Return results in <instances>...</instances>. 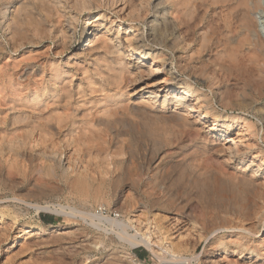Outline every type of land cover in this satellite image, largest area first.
I'll use <instances>...</instances> for the list:
<instances>
[{
  "label": "rangeland",
  "instance_id": "374dc122",
  "mask_svg": "<svg viewBox=\"0 0 264 264\" xmlns=\"http://www.w3.org/2000/svg\"><path fill=\"white\" fill-rule=\"evenodd\" d=\"M126 1L90 0L92 4L90 3L88 9H85L87 7H77L80 5L77 0H0V147L3 150L1 152L0 148V197L3 198L0 199L2 200L0 201V217L2 216L0 226H5L4 228L8 230L3 232L7 233L5 238L4 234L0 236L2 240L4 238V241L0 239V264H211V262L212 264H264V256L260 255L261 250L264 249V203H262L264 194L260 193L264 192V184H262L264 181V111H260L264 109V9L257 7L252 11L254 24H256L255 31L257 30L256 33L259 34L261 41L263 40L261 48L254 50L247 41L241 42L244 38L241 39L243 34L238 33L240 28L237 24L239 23L230 13L227 14L228 11L225 10V3L222 0H204V2L188 0L190 3L187 0H160L161 3L159 0ZM210 1L214 5L208 3ZM50 2H53L52 7L51 4L49 5ZM261 2L264 7V0ZM156 3H160L159 6H161L160 8L157 6V10L154 11ZM194 3L196 5L193 7ZM54 6L57 9L54 10ZM161 16H165V21L170 23L167 30H164L165 33L162 30L163 32L159 35V26L162 27L163 23L160 20ZM170 19L176 21H170ZM199 20L202 21L199 23ZM152 23L159 26L154 28ZM190 25L196 27L190 29ZM222 25L226 28L223 29ZM186 28L189 30L187 31ZM93 30L96 31L91 34ZM236 34L239 37L235 36ZM226 35L228 38L225 37ZM138 37L145 40L136 44L135 40ZM202 37L206 38L207 44ZM223 37L229 42H226ZM163 38L164 40H161ZM216 39L219 41L217 42ZM103 42L106 48L103 47ZM237 42L242 44L238 45ZM110 44H119V48L131 44L132 48L139 47V52L149 56L146 55L143 60L134 58L128 61L127 58L125 62L131 63L130 70L121 69L119 72L117 70L119 67L117 68L112 62L117 57L111 54L112 45ZM181 45L184 51L181 50ZM237 46L241 48L238 49ZM234 52L240 54L237 55ZM190 55L194 59H191ZM227 56L229 58L231 56V59ZM240 61L241 64L244 63L241 66L238 64ZM223 63L224 66L228 64L229 67H222ZM231 67L233 69H230ZM170 69L172 74L169 73ZM130 72L135 73L131 78ZM117 79L119 81L122 79L121 83L117 81L119 83L117 84ZM253 80L257 82L256 85H253L255 83ZM259 82H262L261 88ZM145 84L150 86L147 91L152 93L160 85L176 87L175 89L184 86L189 88L192 96L187 100L207 116L206 121H201L200 131L186 132L187 127L184 128L182 121L170 115L171 109L174 108L170 92L163 109L164 113H159L162 110L160 103L163 101L160 95L163 93H159L155 100L146 99L149 102L142 103L144 106L139 104L141 94L137 93V90ZM121 87L122 89H119ZM117 96L120 97L117 98ZM243 99H247L246 103L250 99L251 105L247 106L248 102L245 107H238V101ZM234 102L236 103L233 104ZM133 105H137L136 112L132 110V107L135 109ZM120 108L123 109L120 110ZM142 108L145 115H142V110L139 112ZM104 109L106 111H102ZM113 110L116 115L113 114ZM137 111L140 117L136 116ZM101 112H105V118L102 117ZM106 112L109 115L112 113L113 116H107ZM132 112H135V115ZM144 116L150 117H146L148 119L146 120ZM213 118L218 123L224 121L227 123L220 125L219 131L207 132L213 123ZM15 119H24V122L18 123ZM175 119L177 121H174ZM38 121L45 125L48 133L52 134L50 137H53L57 144H42L41 141L39 143L40 135L35 128ZM63 121L69 122V125ZM177 122L181 125L180 123L177 125ZM56 123H60L57 125L62 128H56L58 127ZM181 130L182 133H180ZM71 132L73 137H70ZM113 132L118 134L115 136L116 133ZM78 135L85 138H80ZM74 137L81 142L73 143V140H77ZM86 139L89 144L85 145ZM115 142L118 144L116 145ZM10 143L13 144V149H17L12 153L5 148L9 147ZM221 144L224 145L221 147ZM193 150L198 154L194 152L189 155ZM199 152L206 155L202 153L199 155ZM58 155L63 156L61 158L63 163L57 164ZM51 157L53 160L46 162ZM239 159H242V162L236 168ZM251 161L254 164L250 166L252 168L250 170H258L257 179L261 182L256 187L260 185L259 189L244 188L247 190L242 189L244 193L241 194L242 191H239L241 187L232 188L230 184L229 187L232 188L230 189L222 182V179L230 177V174H233L231 177H235L236 173L240 174L241 168L248 166ZM42 163L44 165L41 166ZM46 164L52 169L47 170L49 166L47 167ZM205 164L208 166H203ZM193 165L195 167L192 169ZM209 165L210 168H208ZM65 166L75 171L69 170L71 174ZM217 166L221 170H218ZM187 167L190 168L187 169ZM179 168L184 173H180ZM222 169H227L225 171L228 174ZM191 170L199 171L200 178L195 174L196 172H190ZM214 170L218 172L215 174ZM201 172L204 175H201ZM219 172H223V177L226 174L228 176L223 178ZM250 172L248 169L244 176L250 177L252 175ZM193 176L198 177L199 180L196 182V177ZM238 176L240 177L237 175L235 178ZM185 178L189 180L186 181ZM200 179H202L201 182ZM72 181H74V188L73 185L69 186ZM202 182H206L205 185ZM218 182L219 185H217ZM80 184L86 187L82 193L80 188L83 189V186H78ZM206 184H210V189ZM199 185L200 188L207 186L208 189L206 187L200 189ZM250 189L253 190L250 191ZM248 190L254 195L246 192ZM258 190L261 191L256 193ZM73 191L77 194L80 191V195L74 196ZM14 196L19 198L15 199ZM253 196L254 199L260 197V200L257 199L259 201L254 202ZM81 197L87 199L84 200ZM14 204L16 206L12 207ZM232 204L237 205L238 210L235 207H230L229 210L228 207ZM7 205H9V211L2 213ZM34 205L41 209L35 210L37 206ZM251 205L253 207L250 209ZM243 206H246L247 212L249 210L248 213ZM44 208H63L67 214L73 213V215L67 217ZM80 211H84L83 213L87 211L86 213L90 214L99 212L110 219H124L126 223L131 221V226L126 229L128 235L148 234L154 242L158 241V245L166 246L170 243L172 246L175 245L176 250L183 252L180 254H184V257L189 258L194 255L199 256V259L196 262L191 260L189 263L161 261L158 257L160 252L157 249H155L157 252L153 253L143 246L131 248L115 235L116 233L107 226V223L99 227L93 226L87 218L79 214ZM240 211L245 213L242 215ZM216 218L218 220H215ZM240 226L242 227L239 228ZM243 227L250 228V232H247L248 229H245L246 232L243 231ZM20 228H30V233L21 234L22 236L17 238L21 233ZM210 235L216 238L209 239ZM221 242L223 246L220 245ZM222 247L227 248L226 254H223Z\"/></svg>",
  "mask_w": 264,
  "mask_h": 264
},
{
  "label": "bare ground",
  "instance_id": "6f19581e",
  "mask_svg": "<svg viewBox=\"0 0 264 264\" xmlns=\"http://www.w3.org/2000/svg\"><path fill=\"white\" fill-rule=\"evenodd\" d=\"M40 1H42V0H40ZM75 1H76V0H75ZM77 1H78V3L80 4V5H77V7H78V6H80V7H82V8L87 7V8H85V9H88V6H89L90 3H91L90 0H77ZM127 1H128V0H127ZM127 1H126V2H127ZM150 1H152V0H150ZM154 1H155V0H154ZM159 1H160V0H159ZM159 1H158V2H159ZM161 1H162V0H161ZM161 1H160V3H161ZM167 1H168V0H167ZM183 1H184V0H183ZM187 1H188V0H187ZM193 1L195 2V0H193ZM208 1H209V0H208ZM216 1H217V0H216ZM218 1H219V0H218ZM220 1H221V0H220ZM222 1H224L223 3H225V4H224V7H225V10L228 11L227 14L230 13V14L236 19V21L239 23V24H237V23L235 22V23L237 24V26H239V28H240V30L237 29V30H238V33H241V35L243 34V37L241 36V37H242L241 39L244 38V40H242L241 42H245V41H247L248 45L253 47L252 49H254V50H255V49H258V50H259V49L261 48V46H262V41H263V40L261 41V38L259 37V34L256 33L257 30L255 31V25H256V24H254V19H253L254 16L252 15V11H254L253 9H256L257 7H260V8L262 7L261 10H263V9H264V7L262 6V2H263V1H262V2H261V0H222ZM163 2H164V1H163ZM197 2H199V0H198ZM197 2H196V3H197ZM200 2H202V1H200ZM203 2H204V0H203ZM47 3H48V2H47ZM52 3H53V2H52ZM52 3H51V2L49 3V5L51 4V5H50L51 7H52ZM56 3H57V2H56ZM56 3H55V5H56ZM148 3H149V2H148ZM160 3H158V4L156 3V5L154 6V7H155V8H154V11L157 10V8H158L157 6H159ZM164 3H165V2H164ZM185 3H186V2H185ZM185 3H184V4H185ZM188 3H190V2L188 1ZM205 3H206V2H205ZM205 3H204V4H205ZM208 3H212V5H214L213 2H211V1L208 2ZM208 3H206V4H208ZM214 3H215V1H214ZM218 3H219V2H218ZM223 3H222V4H223ZM91 4H92V3H91ZM129 4H130V3H129ZM144 4H145V3H144ZM186 4H187V3H186ZM216 4H217V3H216ZM216 4H215V5H216ZM47 5H48V4H47ZM53 5H54V4H53ZM58 5H59V4H58ZM163 5H164V4H163ZM178 5H179V4H178ZM180 5H181V4H180ZM180 5H179V6H180ZM187 5H188V4H187ZM187 5H185V7H186ZM190 5H191V4H190ZM192 5H193V7H194V5H196V4L194 3V4H192ZM192 5H191V6H192ZM198 5H199V4H198ZM208 5H209V4H208ZM212 5H211V6H212ZM220 5H221V4H220ZM220 5H219V6H220ZM149 6H150V5H149ZM160 6H161V5H160ZM160 6H159V8H160ZM182 6H183V3H182ZM182 6H181V7H182ZM57 7H58V6H57ZM80 7H79V9H81ZM151 7H152V6H151ZM151 7H150V8H151ZM162 7H163V6H162ZM162 7H161V8H162ZM188 7H189V5H188ZM193 7H192V8H193ZM212 7H214V6H212ZM216 7H217V6H216ZM221 7H222V6H221ZM221 7H220V9H221ZM55 8H56V7L54 6V10H55ZM145 8H146V6H145ZM190 8H191V7H190ZM195 8H197V7H195ZM199 8H200V7H199ZM56 9H57V8H56ZM59 9H60V8H59ZM59 9H58V10H59ZM89 9H90V8H89ZM146 9H147V8H146ZM177 9H178V8H177ZM179 9H180V8H179ZM179 9H178V10H179ZM181 9H182V8H181ZM183 9H184V8H183ZM193 9H194V8H193ZM197 9H198V8H197ZM217 9H218V8H217ZM222 9H223V8H222ZM52 10H53V8H52ZM178 10H177V11H178ZM185 10H187V9L185 8ZM6 11H7V10H6ZM154 11H152V12H154ZM160 11H161V10H160ZM164 11H165V10H164ZM183 11H184V10H183ZM191 11H192V9H191ZM217 11H218V10H217ZM263 11H264V10H263ZM1 12H2V11H1ZM56 12L59 13L60 11H56ZM165 12H166V11H165ZM168 12H169V11H168ZM178 12H179V11H178ZM186 12H187V11H186ZM189 12H190V11H189ZM258 12H259V11H258ZM169 13H170V12H169ZM183 13H184V12H183ZM214 13H215V12H214ZM223 13H224V12H223ZM161 14H162V13H161ZM178 14H180V13H178ZM184 14H185V13H184ZM189 14H190V13H189ZM215 14H216V13H215ZM2 15H3V14H2ZM2 15H1V16H2ZM159 15H160V14H159ZM176 15H177V14H176ZM181 15H182V14H181ZM224 15H226V13H225ZM184 16H185V15H183V17H184ZM186 16H187V15H186ZM197 16H198V15H197ZM232 16H231V17H232ZM252 16H253V17H252ZM98 17H99V16H98ZM164 17H165V16H164ZM164 17H163V16L160 17V20H162V22H163V23H162V27H160L159 24L152 23V27H154V28H155V27L157 28V27L159 26V29H160V30H159L160 33L158 32L159 35H160L165 29L167 30V27H169V26H168V25H169L168 23H170V22H166V21H165V18H166V17H165V18H164ZM167 17H169V16L167 15ZM180 17H181V16H180ZM183 17H182V18H183ZM188 17H189V15H188ZM200 17H201V16H200ZM229 17H230V16H229ZM233 17H232V18H233ZM184 18H185V17H184ZM190 18H191V17H190ZM197 18H198V17H197ZM234 18H233V19H234ZM6 19H7V17H6ZM97 19H98V18H97ZM201 19H202V18H201ZM219 19H220V18H219ZM228 19H229V18H228ZM233 19H231V20L233 21ZM160 20H159V22H160ZM171 20H175V19H170V21H171ZM181 20H182V19H181ZM175 21H176V20H175ZM184 21H185V19H184ZM197 21H198V20H197ZM201 21H202V20H199V23H200ZM151 22H152V21H151ZM173 23H174V21H173ZM181 23H182V22H181ZM187 23H188V22H187ZM199 23H198V24H199ZM228 23H229V22H228ZM55 24H56V23H55ZM182 24H184V23H182ZM185 24H186V23H185ZM160 25H161V24H160ZM173 25H174V24H173ZM187 25L189 26V24H187ZM195 25H196V24H195ZM195 25H194V26H195ZM225 25H226V24H224V26H225ZM227 25H228V24H227ZM174 26H175V25H174ZM183 26H184V25H183ZM224 26L222 25V28H223ZM229 26H230V24H229ZM175 27H176V26H175ZM178 27H179V26H178ZM191 27L194 29L196 26L193 27V26L190 25V29H191ZM163 28H164V29H163ZM225 28H226V27H225ZM225 28H223V29H225ZM227 28H228V27H227ZM176 29H177V28H176ZM176 29H175V30H176ZM183 29H184V28H183ZM186 29H187V28H186ZM196 29H197V28H196ZM220 29H221V28H220ZM230 29H231V28H230ZM157 30H158V29H157ZM162 30H163V31H162ZM170 30H171V29H170ZM188 30H189V29H187V31H188ZM202 30H205V29H202ZM202 30H201V31H202ZM235 30H236V29H235ZM235 30H233V31H235ZM95 31H96V30H93V32H91V34H92V33H95ZM180 31H181V30H180ZM184 31H186V30H184ZM190 31H191V30H190ZM194 31H195V30H194ZM225 31H226V30H225ZM233 31H232V32H233ZM173 32H174V31H173ZM182 32H183V30H182ZM196 32H197V31H196ZM223 32H224V31H223ZM229 32L231 33V31H229ZM235 32H236V31H235ZM164 33H165V31H164ZM164 33H163V34H164ZM176 33H177V32H176ZM176 33H175V35H176ZM201 33H203V31L200 32V34H201ZM238 33H237V34H238ZM171 34H172V33H171ZM177 34H178V33H177ZM182 34H183V33H182ZM208 34H209V33H208ZM223 34H224V33H223ZM223 34H222V35H223ZM227 34H228V33H227ZM233 34H234V32H233ZM237 34H236L235 36H238ZM115 35H116V34H115ZM157 35H158V34H157ZM173 35H174V34H173ZM186 35L188 36V34H186ZM186 35H185V36H186ZM201 35H202V34H201ZM228 35H229V34H228ZM228 35H226L225 37H227ZM118 36H119V35H118ZM140 36H141V34H140ZM176 36H177V35H176ZM235 36H233V37H235ZM143 37H144V36H143ZM152 37H153V36H152ZM152 37H151V38H152ZM157 37H159V36H157ZM167 37H168V36H167ZM173 37L175 38V36H173ZM225 37H223L224 40L226 39ZM238 37H239V36H238ZM115 38H117V37H115ZM159 38H161V37H159ZM177 38H178V36H177ZM180 38L182 39V36H181ZM202 38H203V37H202ZM216 38H217V37H216ZM227 38H228V37H227ZM252 38H253V39H252ZM143 39H144V38H140V37H138V38L135 40V41H136V44H140V43H142ZM156 39H157V38H156ZM167 39H168V38H167ZM170 39H171V38H170ZM185 39H186V38H185ZM203 39H204V38H203ZM203 39H201V41H202ZM205 39H206V38H205ZM205 39H204V40H205ZM229 39H230V37H229ZM229 39H228V40H229ZM234 39H235V38H234ZM234 39H233V40H234ZM238 39H239V38H238ZM125 40H126V39H125ZM144 40H145V39H144ZM151 40H152V39H151ZM153 40H154V38H153ZM161 40H164V38L161 39ZM161 40L159 39V41H161ZM172 40H173V39H172ZM187 40H188V38H187ZM187 40H186V41H187ZM216 40H217V42L219 41L218 39H216ZM239 40H240V39H239ZM154 41H155V40H154ZM165 41H166V40H165ZM183 41H184V40H183ZM183 41H182V42H183ZM186 41H184V42H186ZM190 41H191V40H190ZM190 41H189V42H190ZM207 41H210V40H207ZM225 41H226V40H225ZM230 41H231V40H230ZM162 42H163V41H162ZM220 42H221V41H220ZM226 42H229V41H226ZM241 42H240V43L237 42V43H239L238 45L242 44ZM118 43H119V42H118ZM134 43H135V42H134ZM166 43H167V42H166ZM204 43H206V40H205ZM104 44H105V43L103 42V47H105ZM187 44H188V43H187ZM189 44H190V43H189ZM206 44H207V43H206ZM208 44H209V43H208ZM215 44H216V43H215ZM218 44H219V43H218ZM220 44H221V43H220ZM223 44H224V46H225V42H223ZM229 44H230V43H229ZM101 45H102V44H101ZM110 45H112V44H110ZM126 45H127V44H126ZM134 45H135V44H134ZM134 45H133V46H134ZM182 45H183V44H182ZM182 45H181V50H182ZM197 45H198V44H197ZM216 45H217V44H216ZM216 45H215V46H216ZM230 45H231V44H230ZM230 45H229V46H230ZM236 45H237V44H236ZM243 45H244V43H243ZM263 45H264V43H263ZM106 46H107V45H106ZM119 46H120L119 44H117V45L114 44V45L111 46V49H112V50L109 48L110 46L107 48L108 50L110 49L111 54H113V56L116 55L117 59L115 60V59H114L115 57L113 58L115 61H113V60L110 58V57H112V56H110L109 58H110V59L112 60V62L114 63L113 65H115L117 68H118V67H119V68L121 67L120 69H119V68L117 69V70H119V72L121 71V69H125L126 71H127V70H130V68H131V67H130V64H131V63H130V62H128V63L125 62L127 58H128V61H131V60H133L134 58H135V59H138V60H143V59L146 57V55L149 56V54H144V55H143L142 52H139V51H138V50H139V47H138V48H132L131 44H128L126 47H123V48H119ZM122 46H123V45H122ZM171 46H172V45H171ZM200 46H201V45H200ZM200 46H199V47H200ZM222 46H223V45H222ZM224 46H223V47H224ZM227 46H228V45H227ZM227 46H226V47H227ZM231 46H233V45H231ZM245 46H247V45H245ZM172 47H173V46H172ZM186 47H187V46H186ZM201 47H202V46H201ZM201 47H200V48H201ZM204 47H205V45H204ZM105 48H106V47H105ZM168 48H169V47H168ZM177 48H178V47H177ZM219 48H220V46H219ZM237 48L240 49L241 47L239 48V46H237ZM173 49H174V48H173ZM205 49L207 50L206 47H205ZM226 49H227V48H226ZM228 49H229V48H228ZM200 50H201V49H200ZM224 50H225V49H224ZM140 51H141V50H140ZM143 51H144V50H143ZM182 51H184V50H182ZM260 51H261V50H260ZM146 52H147V51H146ZM185 52H186V51H185ZM185 52H184V53H185ZM187 52H189V51H187ZM258 52H259V51H258ZM109 53H110V52H109ZM161 53H162V51H161ZM223 53H224V52H223ZM225 53H226V52H225ZM231 53H232V52H231ZM234 53H235V52H234ZM254 53H255V52H254ZM152 54H153V53H152ZM163 54H164V53H163ZM235 54L239 55L240 53H235ZM191 55H192V53H191ZM191 55H190V56H191ZM220 55H221V54H220ZM237 55H236V56H237ZM160 56H161V55H160ZM165 56H166V55H165ZM190 56H189V57H190ZM251 56H252V55H251ZM227 57H228V56H227ZM234 57H235V56H234ZM258 57H259V56H258ZM157 58H159V57H157ZM192 58H193V56H191V59H192ZM223 58H224V56H223ZM228 58H229V57H228ZM250 58H251V57H250ZM155 59H156V58H155ZM161 59H162V58H160V60H161ZM188 59H190V58H188ZM193 59H194V58H193ZM229 59H231V56H230ZM156 60H158V59H156ZM163 60H164V59H163ZM195 60H197L196 57H195ZM225 60H226V59H224V61H225ZM234 60H235V59H234ZM238 60H239V59H238ZM136 61H137V60H136ZM144 61H145V60H144ZM151 61H155V60H151ZM186 61L191 62L190 60H186ZM186 61H185V63H186ZM192 61H193V60H192ZM199 61H200V60H199ZM212 61H213V60H212ZM218 61H219V60H218ZM218 61H217V62H218ZM109 62H110V61H109ZM112 62H111V63H112ZM231 62H232V61H231ZM231 62H230V63H231ZM111 63H110V64H111ZM136 63H137V62H136ZM136 63H135V64H136ZM153 63H154V62H153ZM132 64H133V63H132ZM154 64H156V63H154ZM202 64H203V62H202ZM220 64H221V63H220ZM238 64H240V66H241V65H243L244 63L241 64V61H240V63H238ZM253 64H254V63H253ZM159 65H160V64H159ZM184 65H185V64H184ZM187 65H188V64H187ZM193 65H194V64H193ZM122 66H123V68H122ZM196 66H197V65H196ZM223 66H224V63H223V65H222V67H223ZM225 66H226V65H225ZM225 66H224V67H225ZM230 66H234V67H235V65H230ZM236 66H237V65H236ZM240 66H239V67H240ZM244 66H245V65H244ZM244 66H243V67H244ZM262 66H263V65H262ZM226 67H229V65L227 64ZM243 67H241V68H243ZM246 67H247V66H246ZM253 67L255 68V65H254ZM171 68H173V67H171ZM219 68H220V67H219ZM219 68H218V69H219ZM249 68H250V67H249ZM249 68H248V69H249ZM149 69H150V68H149ZM155 69H156V68H155ZM160 69H162V68H160ZM221 69H222V68H221ZM230 69H233V67H231ZM239 69H240V68H239ZM246 69H247V68H246ZM246 69H244V70H246ZM150 70H151V69H150ZM156 70H157V69H156ZM156 70H153V71L155 72ZM225 70H226V69H225ZM236 70H237V69H236ZM240 70H242V69H240ZM244 70H243V72H244ZM250 70H252V69H250ZM255 70H256V68H255ZM258 70H259V69H258ZM131 71H132V70H131ZM139 71H140V70H139ZM139 71H138V72H139ZM151 71H152V70H151ZM157 71H158V70H157ZM157 71H156V72H157ZM171 71H172V69L169 70V73H170V74H172ZM256 71H257V70H256ZM260 71H261V70H260ZM114 72L116 73V71H114ZM117 72H118V71H117ZM119 72H118V74H119ZM123 72H124V70H123ZM133 72H134V71H133ZM140 72H141V71H140ZM156 72H155V73H156ZM173 72H174V71H173ZM250 72H251V71H250ZM250 72H249V73H250ZM253 72H254V71H253ZM151 73H152V72H151ZM118 74H115V75H118ZM127 74H128V73H127ZM127 74H126V76H128ZM133 74H135V73H131V72H130V75H129L130 78L133 77V76H132ZM174 74H175V73H174ZM115 75H114V77H116ZM120 75H122L121 77L123 78V74L121 73ZM139 75H140V74H139ZM253 75H254V73H253ZM253 75H252V76H253ZM257 75H258V74H257ZM259 75H260V74H259ZM137 76H138V75H137ZM171 76H173V75H171ZM124 77H125V76H124ZM139 77H140V76H139ZM250 77H251V76H250ZM117 78H118V76H117ZM119 78H120V77H119ZM127 78H128V77H126V79H127ZM124 79H125V78H124ZM135 79H136V76H135ZM169 79H170V78H169ZM130 80H131V79H130ZM132 80H133V79H132ZM254 80H256V79H254ZM254 80H253V81H254ZM114 81H115V78H114ZM117 81H119V80L117 79L116 82H117ZM121 81H122V79H121L119 82L121 83ZM127 81H129V79H128ZM137 81H138V80H137ZM163 81H164V80H163ZM246 81H247V79H246ZM256 81H257V80H256ZM116 82H115V83H116ZM130 82H132V81H130ZM133 82H134V81H133ZM157 82H158V81H157ZM157 82H156V83H157ZM160 82H162V81H160ZM254 82H255V81H254ZM257 82H258V81H257ZM257 82L253 83V85H254V84L256 85ZM210 83H211V82H210ZM261 83H262V82H261ZM261 83H260V82L258 83V84H260V85H259L260 88H261V86H262ZM117 84H119V83L117 82ZM117 84H116V85H117ZM125 84H126V83H125ZM151 84H153V83H151ZM157 84H158V83H157ZM176 84H177V83H176ZM249 84H250V83H249ZM249 84H247V85H249ZM251 84H252V83H251ZM251 84H250V85H251ZM258 84H257V85H258ZM122 85H123V84H122ZM119 86H120V85H119ZM119 86H116V87H119ZM172 86H173V85H172ZM149 87H150V86H148V85L145 84V86H143V87H141L140 89L137 90V93H140V94H141V96H140V103H139V104H142V103H145V102H149V101H147L146 99H149V100H151V101H152V100H155L156 97H158V94H159V93H163V95H162V94L160 95L161 97H163V101L160 100V101L162 102V103H160L161 106H162V110H161L159 113H164V110H163V109H165L164 106L166 105V102H167L166 99H167V97L169 96V92H170V93L172 94V95H171V101H172L173 106H174V108L171 109V111H170V113H171L170 115H171L173 118H174V117H176V119L178 118V119H177L178 121H182L181 123H183V125L185 126V127H184V126H183V127H184V128L187 127V128H186L187 130L185 129L186 132L189 131V132H195V133H197V131H200L199 127H200L201 121L205 120L207 116H206L203 112L201 113V112L199 111V109H197L193 104H191V103L187 100V98H189V97L192 96V95H191V91H190L189 88H187V87L184 86V87H180L179 89H175L176 87L173 88V87L170 86V87H171V88H170V87H168L167 85L164 86V87H161V85H160V87L157 88L156 91L152 93V92L147 91V89H148ZM253 87H255V86H253ZM256 87H257V86H256ZM125 88H126V87H125ZM153 88H154V87H153ZM245 88H246V87H245ZM257 88H258V87H257ZM119 89H122V87L119 88ZM254 90H255V89H254ZM257 90H258V89H257ZM121 91H122V90H121ZM243 91H244V90H243ZM255 91H256V90H255ZM216 93H217V92H216ZM257 93H258V92H257ZM257 93H256V94H257ZM122 94H123V92H122ZM150 94H151L152 97L150 96ZM253 94H254V93H253ZM253 94H252V95H253ZM38 96H39V95H38ZM38 96H37V97H38ZM41 96H42V94H41ZM228 96H230V95H228ZM236 96H237V95H236ZM113 97H114V96H113ZM119 97H120V96H117V98H119ZM196 97H197V96H196ZM218 97H219V96H218ZM230 97H231V96H230ZM238 97H239V95H238ZM240 97H241V96H240ZM250 97H251V95H250ZM252 97H253V96H252ZM257 97H259V96H257ZM110 98H111V97H110ZM37 99H38V98H37ZM112 99H113V98H112ZM115 99H116V98H115ZM189 99H190V98H189ZM196 99H197V98H196ZM237 99H238V98H237ZM241 99H242V98H241ZM39 100H40V99H39ZM109 100H110V99H109ZM197 100H198V99H197ZM230 100H231V99H230ZM248 100H249V101H248L249 103L247 102L248 104L246 103L247 99H246V100L243 99V100H241V101H238V100H237V101H238L237 106L240 107V108H242V107H245L246 104H247V106H248V105H251V101H250V99H248ZM151 101H150V102H151ZM186 101H187V102H186ZM203 101H204V100H203ZM168 102H169V101H168ZM219 103H220V102H219ZM231 103H232V102H231ZM235 103H236V102H234L233 104H235ZM145 104H146V103H145ZM147 104H148V103H147ZM227 104H228V106H229V103H227ZM227 104H226V105H227ZM142 105H143V104H142ZM157 105H158V104H157ZM114 106H115V105H114ZM129 106H130V105H129ZM133 106H134V105H133ZM138 106H139V105H138ZM143 106H144V105H143ZM252 106H253V105H252ZM127 107H128V106H127ZM134 107H135V109H133V107H132V110H135V112H136L137 105L134 106ZM145 107H147V106L145 105ZM149 107H150V106H149ZM235 107H236V106H235ZM115 108H116V107H115ZM166 108H167V107H166ZM118 109H119V108H118ZM122 109H123V108H122ZM122 109L120 108V110H122ZM137 109H138V108H137ZM149 109H151V107H150ZM149 109H148V110H149ZM160 109H161V108H160ZM160 109H159V110H160ZM245 109H246V108H245ZM114 110H115V109H114ZM114 110H113L112 112H113L114 115H116L115 112H114ZM125 110H126V108H125ZM127 110H128V109H127ZM139 110H140V111H139ZM139 110H138L139 112H141V110H142V112H143V108H142V109H139ZM180 110H183V111L180 112ZM200 110H201V109H200ZM102 111H106V110L104 109V110H102ZM107 111H108V110H107ZM115 111H116V110H115ZM129 111H130V110H129ZM138 111H137L138 115H136V116L140 117ZM146 111H147V110H146ZM150 111H151V110H150ZM153 111H154V110H153ZM260 111L263 112L264 109H263V110H260ZM116 112H117V111H116ZM135 112H132V113L134 114ZM99 113H100V112H99ZM104 113H105V112H103V113L101 112V114H103V116H102L103 118H105V117H104V115H105ZM106 113H107V112H106ZM109 113H110V112H109ZM145 113H147V112H145ZM166 113H167V112H166ZM101 114H100V115H101ZM110 114L112 115V113H110ZM143 114H144V112L142 113V115H143ZM155 114H156V112H155ZM172 114H173V115H172ZM207 114H208V113H207ZM108 115H109V114L107 113V116H108ZM111 115H109V116H111ZM134 115H135V114H134ZM144 115H145V114H144ZM148 115H151V114H148ZM170 115H169V116H170ZM112 116H113V115H112ZM152 116H153V115H152ZM157 116L160 118L159 115H157ZM157 116H156V117H157ZM98 117H99V116H98ZM98 117H97V118H98ZM144 117L146 118V117H148V116H144ZM144 117H143V118H144ZM149 117H150V116H149ZM149 117H148V118H149ZM158 117H157V118H158ZM172 117H171V118H172ZM194 117H197V118L195 119ZM69 118H70V117H69ZM99 118H100V117H99ZM103 118H102V121H104ZM110 118H113V117H110ZM141 118H142V116H141ZM229 118H230V117H229ZM106 119L108 120L109 117L106 118ZM118 119H119V118H118ZM118 119H116V121H117ZM176 119H175L174 121H177ZM233 119H234V118H233ZM23 120H24V119H15V121H17L18 123H20V121H23ZM66 120H67V117H66ZM107 120H106V121H107ZM111 120H113V119H111ZM120 120H121V119H120ZM141 120H142V119H141ZM146 120H148V119L146 118ZM146 120H143V121H146ZM206 120H207V119H206ZM206 120H205V121H206ZM218 120H219V118H218ZM218 120H217V121H218ZM227 120H228V119H227ZM227 120H226V121H227ZM231 120H232V119H231ZM58 121L60 122V119H59ZM61 121H62V120H61ZM70 121H72V120H70ZM73 121H74V120H73ZM94 121H95V119L92 121V123H93ZM99 121H100V119H99ZM102 121H100V122H102ZM116 121H115V122H116ZM205 121H204V122H205ZM17 122H16V123H17ZM23 122H24V121H23ZM63 122L65 123V121H63ZM96 122H98V121H96ZM111 122H112V121H111ZM113 122H114V120H113ZM113 122H112V123H113ZM212 122H213V123L209 126V131L207 130V132L214 131V130H218V128L220 129L221 126H223L225 123H227V122H225V121H224V122L222 121L223 123H220V122H219V123H220V124H219L218 122H216V119H214V118H213V121H212ZM234 122H235V121H234ZM234 122H233V123H234ZM13 123H14V122H13ZM16 123H15V124H16ZM18 123H17V124H18ZM98 123H99V122H98ZM119 123H120V122H119ZM177 123H178V122H177ZM179 123H180V122H179ZM179 123H178L177 125H179ZM181 123H180V125H181ZM236 123H237V122H236ZM36 124H37V126L35 125V126H36L35 128L38 129V132H39V135H40V136L38 137V139H39V143H40V141H41L42 144H49V143H50V145H51V144H57V143L54 141L53 137H52V138L50 137V136H52V134L50 135V134L48 133V131L45 129V125H44L42 122L38 121ZM47 124L49 125V123H47ZM57 124L60 125V123H56L55 125H57ZM62 124H63V123H61V125H62ZM65 124H68V125H69V122H68V123L66 122ZM73 124H75V122H74ZM94 124H95V123H94ZM96 124H97V123H96ZM99 124H100V123H99ZM204 124H205V123H204ZM58 125H57V126H58ZM63 125H64V124H63ZM68 125H67V126H68ZM70 125H71V124H70ZM108 125H109V124H108ZM220 125H221V126H220ZM64 126H65V125H64ZM64 126H63V128H65ZM73 126H74V125H73ZM104 126H105V125H104ZM106 126H107V125H106ZM110 126H112V125H110ZM228 126H229V125H228ZM51 127H52V125H51ZM51 127H50V130L52 129ZM226 127H227V126H226ZM48 128H49V127H48ZM56 128H62V126H61V127L58 126V127H56ZM68 128H69V127H68ZM68 128H67V129H68ZM71 128H72V127H71ZM94 128H95V126H94ZM97 128H98V127H97ZM99 128H100V127H99ZM112 128H113V127H112ZM184 128H182V129L184 130ZM203 128H205V127H203ZM75 129H76V128H74V130H75ZM17 130H18V129H17ZM17 130H16V131H17ZM50 130H49V132H50ZM64 130H65V129H64ZM114 130H115V128H114ZM226 130H227V129H226ZM228 130H229V128H228ZM66 131H67V130H66ZM68 131H69V130H68ZM218 131H219V130H218ZM38 132H37V133H38ZM59 132H60V130H59ZM77 132H80V131H77ZM109 132H110V131H109ZM116 132H117V131H116ZM116 132H115V133H116ZM51 133H52V132H51ZM113 133H114V132H113ZM115 133H114V134H115ZM159 133H160V132H159ZM159 133H158V134H159ZM161 133H162V132H161ZM161 133H160V134H161ZM180 133H182V130H181ZM180 133H179V134H180ZM184 133H185V132H184ZM222 133H223V132H222ZM228 133H229V132H228ZM72 134H73V133L71 132L70 137H73V136H74V135L71 136ZM74 134H75V133H74ZM77 134H78V133H77ZM82 134H83V133H82ZM114 134H113V135H114ZM117 134H118V133H116L115 136H116ZM160 134H159V135H160ZM163 134H166V133H163ZM188 134H189V133H188ZM37 135H38V134H37ZM75 135H76V134H75ZM80 135H81V133H80ZM80 135H78V136H80ZM191 135H192V133H191ZM78 136H77V137H78ZM111 136H112V135H111ZM115 136H114V137H115ZM162 136H164V135H162ZM227 136H228V135H227ZM77 137H74V139H75V138L77 139ZM81 137H82L83 139L85 138V136H80V138H81ZM118 137H119V135H118ZM198 137H199V136H198ZM225 137H226V136H225ZM78 138H79V137H78ZM86 138H87V137H86ZM155 138H156V137H155ZM16 139H17V138H16ZM16 139H15V140H16ZM51 139H53V140H51ZM71 139H72V138H71ZM115 139H116V138H115ZM148 139H149V138H148ZM151 139H152V138H151ZM162 139H163V137H162ZM198 139H199V138H198ZM220 139H221V138H220ZM12 140H13V139H12ZM154 140H156V139H154ZM154 140H153L154 143H155L156 141H158V140H156V141H154ZM13 141H14V140H13ZM53 141H54V142H53ZM70 141H71V140H70ZM86 141H87V139H86L84 142H86ZM89 141H90V140H89ZM115 141H117V139H116ZM118 141H119V139H118ZM147 141H148V140H147ZM150 141L152 142V140H150ZM159 141L161 142V139H159ZM72 142H73V143H77V142L79 143V142H81V141L77 139V140H73ZM72 142H71V143H72ZM113 142H114V141H113ZM148 142H149V141H148ZM165 142L167 143V141H165ZM192 142H193V141H192ZM205 142L207 143V141H205ZM78 143H77V144H78ZM115 143H116V142H115ZM163 143H164V141H163ZM166 143H165V144H166ZM203 143H204V142H203ZM229 143H230V142H229ZM19 144H20V143H19ZM77 144H76V147H77ZM80 144H81V143H80ZM84 144L86 145V144H89V143H88V141H87V142L84 143ZM112 144H113V143H112ZM117 144H118V143H116V145H117ZM155 144H156V143H155ZM190 144H191V143H190ZM196 144H197V142H196ZM204 144H205V143H204ZM114 145H115V144H114ZM160 145H162V144H160ZM169 145H170V144H169ZM200 145H202V144L200 143ZM209 145H210V144H209ZM214 145H215V144H214ZM214 145H213V146H214ZM222 145H224V144H221V147H222ZM48 146H49V145H48ZM55 146H56V145H55ZM95 146H96V145H95ZM155 146H156V145H155ZM166 146H168V145H166ZM204 146H205V145H204ZM12 147H13V144L10 143V144H9V147L6 146L5 148H7L8 151L12 153V152H14V150L16 149V148L13 149ZM46 147H47V146H46ZM85 147H86V146H85ZM93 147H94V146H93ZM153 147H154V146H153ZM162 147H163V146H162ZM162 147H161V148H162ZM188 147H189V146H188ZM191 147H194V146H191ZM195 147H196V146H195ZM202 147H203V146H201V148H202ZM214 147H215V146H214ZM223 147H224V146H223ZM0 148H1V152H2V151H3V150H2V147H0ZM17 148H18V145H17ZM89 148H92V147H89ZM155 148H156V147H155ZM198 148H199V147H198ZM212 148H213V147H212ZM212 148H211V150H212ZM20 149H21V147H20ZM191 149H192V148H191ZM196 149H197V147H196ZM196 149L194 148V150H196ZM199 149H200V148H199ZM204 149H205V148H203V150H204ZM206 149H207V148H206ZM226 149H227V148H226ZM16 150H17V149H16ZM194 150H193L192 152L190 151L191 153H189V155H190V154H193V153L195 152ZM223 150H224V149H223ZM223 150H222V151H223ZM18 151H19V149H18ZM18 151H17V152H18ZM198 151H199V150H198ZM204 151H205V150H204ZM206 151H207V150H206ZM224 151H225V150H224ZM224 151H223V152H224ZM208 152H209V151H208ZM240 152H241V151H240ZM6 153H7V152H6ZM52 153H53V152H52ZM200 153L203 154V152H199V155H201ZM205 153H206V152H205ZM220 153H221V151H220ZM19 154H20V153H19ZM43 154H44V153H43ZM43 154H42V155H43ZM55 154H56V153H55ZM58 154H59V153H58ZM60 154H61V153H60ZM130 154H131V153H130ZM132 154H133V152H132ZM132 154H131V155H132ZM195 154H198V153L195 152ZM243 154H244V153H243ZM20 155H21V154H20ZM56 155H57V154H56ZM131 155H130V156H131ZM154 155H155V154H154ZM184 155H185V154H184ZM189 155H187V156H189ZM203 155H206V154H203ZM230 155H231V154H230ZM49 156H50V155H49ZM132 156H133V155H132ZM159 156H160V155H159ZM232 156H233V155H232ZM239 156H240V155H239ZM254 156H255V155H254ZM44 157H45V156H44ZM52 157H53V156H52ZM52 157L49 158V160H47L46 162H48V161H50V160H53ZM54 157H55V156H54ZM57 157L59 158V160H58L59 162H58L57 164L63 163V162H61V160H62L61 158H62L63 156H62V155H60V156L58 155ZM133 157H134V156H133ZM133 157H132V158H133ZM189 157H190V156H189ZM191 157H192V155H191ZM230 157H231V156H230ZM234 157H235V155H234ZM236 157H237V156H236ZM260 157H261V156H260ZM45 158H46V157H45ZM130 158H131V157H130ZM196 158H197V156H196ZM247 158H248V157H247ZM252 158H253V156H252ZM252 158H251V160H252ZM47 159H48V158H47ZM189 159H190V158H189ZM191 159H192V158H191ZM234 159H235V158H234ZM244 159H245V158H244ZM244 159H243V160H244ZM248 159H249V158H248ZM253 159H254V158H253ZM255 159H256V157H255ZM193 160H194V157H193ZM193 160H191L192 163H194ZM195 160H197V159H195ZM228 160H229V159H228ZM55 161H56V160H55ZM64 161H65V160H64ZM187 161H188V160H187ZM207 161H208V160H207ZM211 161H212V160H211ZM258 161H259V160H258ZM260 161H261V160H260ZM260 161H259V162H260ZM46 162H44V164H45ZM189 162H190V160H189ZM196 162H197V161H196ZM198 162H199V161H198ZM213 162H214V161H213ZM213 162H212V163H213ZM228 162H229V161H228ZM241 162H242V159H239L238 162H237V167H236V168H238V164L241 163ZM246 162H247V161H246ZM246 162H245V163H246ZM49 163L51 164L52 162H49ZM55 163H56V162H55ZM184 163H187V162H184ZM184 163H183V164H184ZM206 163H207V162H206ZM229 163H232V162H229ZM261 163H262V162H261ZM44 164L42 163L41 166L44 165ZM47 164H48V163H47ZM47 164H46V165H47ZM179 164H181V163H179ZM190 164H191V163H190ZM203 164H204V162H203ZM208 164H209V163H208ZM252 164H254V163L251 161L250 164H249L248 166H245V167L241 168V172H240V174H237V173H236L237 175H240V177L238 176L237 178H235V177L237 176L236 174H235V177H233V176L231 177V175H233V174H230V173H231V172H230V173H229V174H230V175H229L230 177H226V178H224L228 173H227V171H225V170H227V169H225V170L222 169V171L224 170L227 174H226V175L224 174L225 176L223 177V175H222L223 172H221V173L219 172V173H220L219 175H221L224 179H222L221 177H219V178L222 179V182H223L224 184H227L228 187L230 186V184H231V187H232V188H237V187L240 188V187H241V190H239V191H242V189H244V188H247V189H248V188H253V187H254V188L256 189V188H257L256 186H258V184H260L261 181L259 182V179H257V178H258V176H257L258 170H257V169L250 170V169H252V168H250V166H251ZM258 164H259V163H258ZM181 165H182V164H181ZM195 165H196V164H195ZM197 165H198V164H197ZM206 165H207V164H205V165H203V166H206ZM213 165H214V163H213ZM232 165H233V164H232ZM255 165H256V164H255ZM263 165H264V164H263ZM48 166H49V165H47V167H48ZM61 166H62V165H61ZM66 166H67V165H66ZM66 166H65V169H68V171H69V170H72L71 167H70V168H67ZM179 166H180V165H179ZM189 166H190V165H189ZM200 166H201V165H200ZM203 166H202L201 168H203ZM207 166H208V165H207ZM219 166H220V165H219ZM219 166H217V167H218V170H221V169H219ZM221 166H222V164H221ZM223 166H224V165H223ZM235 166H236V165H235ZM241 166H242V165H241ZM57 167H58V166H57ZM181 167H182V166H181ZM181 167H180V168H181ZM190 167H191V166H190ZM190 167H187V169L190 168ZM194 167H195V166L193 165L192 169H193ZM224 167H226V166H224ZM228 167H229V166H228ZM232 167H233V166H232ZM257 167H258V165H257ZM180 168H179V169H180ZM197 168H199V167L197 166ZM204 168H205V167H204ZM208 168H210V165H209ZM208 168H207L206 170H208ZM211 168H212V167H211ZM215 168H216V167H215ZM221 168H223V167H221ZM46 169H47V168H46ZM51 169H52V167L49 166L47 170H51ZM216 169H217V168H216ZM248 169H249V171L252 172V173L250 172V174H252V175H251L250 177H245L244 174L248 171ZM43 170H44V169H41V171H43ZM53 170H54V169H53ZM59 170H60V169H59ZM61 170H62V169H61ZM73 170H74V169H73ZM73 170H72V172H73ZM195 170H196V168H195ZM209 170H210V169H209ZM233 170H234V169H233ZM41 171H39V172H41ZM74 171H75V170H74ZM186 171H187V170H186ZM186 171H185V172H186ZM192 171H194V170H191L190 172H192ZM204 171H205V169H204ZM204 171H202V172H204ZM214 171H215V174H216V172H218L217 170H214ZM235 171H236V170H235ZM1 172H2V171H1ZM44 172H45V170H44ZM54 172H55V171H54ZM54 172H53V173H54ZM69 172H70V171H69ZM82 172H83V171H82ZM179 172H180V173H182V172L184 173V171L181 172V169L179 170ZM188 172H189V171H188ZM188 172H187V173H188ZM194 172H196L195 174H197V175H198V173L200 174L199 171H194ZM194 172H193V173H194ZM202 172H201V173H202ZM212 172H213V171L211 170V173H212ZM70 173H71V172H70ZM180 173H179V175H180ZM207 173H208V175H209V172H207ZM207 173H205V174L207 175ZM232 173H233V172H232ZM71 174H72V173H71ZM75 174H76V173H75ZM75 174H74V175H75ZM79 174H80V173H79ZM188 174H189V173H188ZM191 174H192V173H191ZM191 174H190V175H191ZM213 174H214V173H213ZM0 175H1V174H0ZM2 175H3V174H2ZM48 175H49V174H48ZM60 175H61V174H60ZM184 175H185V174H184ZM201 175H204V174L202 173ZM217 175H218V173H217ZM245 175H246V174H245ZM248 175H249V174H248ZM3 176H4V175H3ZM49 176H51V175H49ZM52 176H54V175H52ZM69 176H71V175L69 174ZM78 176H79V175H78ZM198 176H199V178H200V175H198ZM214 176L216 177V175H214ZM214 176H213V177H214ZM227 176H228V175H227ZM262 176H263V175H262ZM56 177H57V176H56ZM60 177H61V176H60ZM81 177H82V176H81ZM83 177L85 178L84 175H83ZM83 177H82V179H84ZM188 177H189V176H188ZM188 177H186V178H188ZM193 177H196V176H193ZM202 177H203V176H202ZM204 177H205V176H204ZM210 177L213 178L212 176H210ZM215 177H214V178H215ZM67 178H69V177L67 176ZM72 178H74V176H73ZM186 178H185V179H186ZM196 178H197V179H196ZM196 178H195V180H196V182H197V180H199V179H198V177H196ZM206 178H208V176H206ZM60 179H64V178H60ZM70 179H71V178H70ZM75 179H76V178H75ZM79 179H80V176L78 177V180H79ZM180 179H182V177H181ZM190 179H191V178H190ZM202 179H203V178H202ZM202 179H200V182H201ZM204 179H205V178H204ZM204 179H203V181H206V180H204ZM208 179H209V178H208ZM73 180H74V179H73ZM78 180H77V181H78ZM188 180H189V179H186V181H188ZM195 180H194L193 182H195ZM213 180H214V179H213ZM216 180H218V179L216 178ZM0 181H1V179H0ZM186 181H185V182H186ZM190 181H192V180H190ZM209 181H210V180H209ZM209 181H208V182H209ZM218 181H219V180H218ZM67 182H68V181H67ZM216 182H217V181H216ZM262 182H263L262 184H264V181H262ZM3 183H4V182H3ZM79 183H81V182H79ZM79 183H78V184H79ZM82 183H83V181H82ZM190 183H192V182H190ZM202 183H204V182H202ZM205 183H206V182H205ZM205 183H204V185H205ZM75 184L77 185L76 181H75ZM84 184H85V181H84ZM84 184H83V185H84ZM195 184H196V183H195ZM200 184H201V183H200ZM219 184H220V183L218 182L217 185H219ZM262 184H261V185H262ZM5 185H6V184H5ZM70 185H73V188H74V186H75V185H74V181H72V184H69V186H70ZM81 185H82V184H80V185H78V186H81ZM83 185H82V186H83ZM187 185H188V184H187ZM193 185H194V184H193ZM206 185H208V184H206ZM209 185H210V184H209ZM209 185H208V188L210 189ZM215 185H216V184H215ZM222 185H223V184H222ZM194 186H195V185H194ZM196 186H197V185H196ZM224 186H226V185H224ZM224 186H222V187H224ZM262 186H263V185H262ZM262 186H261V188H262ZM190 187H191V186H190ZM202 187H203V186H202ZM202 187L200 188V185H199V188H200V189H202ZM205 187L207 188V186H205ZM205 187H203V188H205ZM219 187H220V186H219ZM219 187H218V188H219ZM259 187H260V185H259ZM259 187H258L257 189H259ZM71 188H72V186H71ZM84 188H86V187L83 186V189H82V187H81V188H80V189H81V192H80V191H79V192L82 193V191L84 190ZM191 188L193 189V187H191ZM197 188H198V187H197ZM208 188H207V189H208ZM229 188H230V187H229ZM232 188H230V189H232ZM263 188H264V187H263ZM80 189H78V190H80ZM194 189H195V188H194ZM207 189H206V190H207ZM222 189H225V188H222ZM226 189H227V188H226ZM237 189H238V188H237ZM247 189H244V190H247ZM257 189H256V190H257ZM71 190H72V189H71ZM195 190H196V189H195ZM227 190L229 191V189H227ZM227 190H226V191H227ZM244 190H243V191H244ZM251 190H253V189H250V191H251ZM261 190H262V189H261ZM261 190H260V191H261ZM74 191H75V190H74ZM74 191H73V193H74L75 195H74V194H73V195L76 196L77 193H75ZM196 191H197V190H196ZM204 191H205V189H204ZM243 191H242L241 194L244 193ZM250 191L248 190V191H246V192H250ZM260 191L258 190L256 193H258V192H260ZM70 192H71V191H70ZM70 192H69V193H70ZM76 192H78V191H76ZM79 192H78V194H79ZM197 192H198V191H197ZM206 192H207V191H206ZM218 192H221V191H218ZM235 192H236V191H235ZM253 192H254V191H253ZM83 193H87V192H83ZM200 193H201V192H200ZM207 193H208V192H207ZM237 193H239L238 190H237ZM256 193H255V194H256ZM260 193H261V195L264 194V192H263V193L260 192ZM260 193H259V194H260ZM78 194H77V195H78ZM208 194H209V193H208ZM247 194H248V193H247ZM250 194H252V193L250 192ZM79 195H80V194H79ZM82 195H83V194H81V196H82ZM85 195H87V194H85ZM165 195H166V194H165ZM205 195H206V194H205ZM252 195H254V193H253ZM256 195H257V194H256ZM202 196H203V195H202ZM257 196H259V195H257ZM14 197H15V196H14ZM17 197H18V196H17ZM17 197H15V199H16ZM87 197H88V196H87ZM261 197H262V196H261ZM263 197H264V196H263ZM1 198H2V197H0V199H1ZM12 198H13V197H12ZM18 198H19V197H18ZM81 198H82V197H81ZM85 198H86V197H83L82 199L86 200L87 198H86V199H85ZM254 198H255V197L253 196V200H254V202H255V201H256L257 199H259L260 197H259V198H256V199H254ZM2 199H3V198H2ZM5 199H6V197H5ZM20 199H21V198H20ZM22 199H24V198H22ZM169 199H170V198H169ZM17 200H19V199H17ZM17 200H14V201H17ZM166 200H168V198H167ZM166 200H165V201H166ZM171 200H172V199H171ZM259 200H260V199H259ZM259 200H257V201H259ZM0 201H2V200H0ZM20 201H21V200H20ZM261 201H262V200H261ZM18 202H19V201H18ZM21 202H22V201H21ZM94 202H95V201H94ZM170 202H171V201H170ZM24 203H25V201H24ZM97 203H99V202H97ZM262 203H264V202L262 201ZM22 204H23V202H22ZM84 204H85V203H84ZM165 204H166V203H165ZM217 204H218V203H217ZM248 204H249V202H248ZM20 205H21V204H20ZM98 205H99V204H98ZM98 205H97V206H98ZM205 205H206V204H205ZM207 205H208V204H207ZM218 205H219V204H218ZM234 205H235V204H234ZM249 205H250V204H249ZM2 206H5V205L2 204ZM8 206H9V205H7L6 207H4L5 210L3 209L2 213H4V211H5V212H6V211H9V210H8V209H9ZM15 206H16L15 204L12 205V207H15ZM18 206H19V205H18ZM34 206H37V205H34ZM34 206H33V207H34ZM124 206H125V205H124ZM167 206H168V205H166V207H167ZM236 206H237V205L233 206V204H232V206H229L228 209H229L230 207H233V208L235 207V208L237 209ZM238 206H239V205H238ZM45 207H47V206H45ZM212 207H213V205H212ZM215 207H216V206H215ZM218 207H219V206H218ZM241 207H242V206H241ZM249 207H250V209H251V207H253V206L251 205V206H249ZM10 208H11V207H10ZM49 208H50V207H49ZM49 208H44V210H49V211L52 210V212H54V213H56V214H60V215L63 214V215H65V216H67V217L70 216V215H73V213H71V212L74 211V210L71 211V212L69 211L71 214H67V213H66L67 211L65 212V210H64L65 208H64V207H63L64 209H63V208L56 209L57 207H56L55 209H54V208H53V209H49ZM243 208H245L246 213L249 212V210H248V212H247L246 206H245V207L243 206ZM247 208H248V207H247ZM39 209H41V208H39V206L35 207V210H39ZM248 209H249V208H248ZM101 210H102V209H101ZM229 210H230V209H229ZM237 210H238V209H237ZM237 210H236V211H237ZM243 210H244V209H243ZM243 210H242V211H243ZM245 210H244V211H245ZM99 211H100V210H99ZM103 211H104V210H103ZM169 211H170V210H169ZM221 211H222V210H221ZM226 211H227V210H226ZM236 211H235V212H236ZM11 212H12V211H11ZM80 212H81V211H80ZM83 212H84V211H82V212L79 213V214H81L83 218H85V219L87 218V219L91 222V224H92L93 226L99 227V226H103L104 223H107L108 225H107V224H106V225L109 226V227L111 228V230H113V232L116 233V234H115V233H114V234L117 235V237H119L120 240H121V239L124 240V241L128 244L129 247H131V248H135V247H138V246H143V247H145L147 250H149V251H151V252H153V253H155V251H156L155 249H157L158 252H160V253H159V254L156 253V254L159 255L158 257L160 258L161 261H171V262H177V263H189L191 260H194V261L196 262V261L199 259V256H194V255H191L189 258H188V257H184V256H185L184 254H183L184 256H183L182 254H180V253H183V252H179V250H176L175 245L172 246V245H170L169 242H168L169 244L166 245V246L158 245V244H157L158 241L154 242L153 239L151 238V236L148 235V234H138V233H136L135 235H132V236L128 235L127 232H126V229L129 228V227L131 226V221H130L129 223H126L125 221H123L124 219H123V220L110 219L109 217H104V216H102L101 213H99V212H97V213H95V214L86 213L87 211H86L85 213H83ZM88 212H89V211H88ZM223 212H224V211H223ZM227 212H228V211H227ZM238 212H239V211H238ZM0 213H1V212H0ZM12 213H13V212H12ZM221 213H222V212H221ZM230 213H231V212H230ZM236 213H237V212H236ZM240 213H241V211H240ZM244 213H245V212H243V213H241V214L243 215ZM8 214H9V213H8ZM1 215H3V214H1ZM11 215L13 216V214H11ZM15 215H16V213H15ZM63 215H62V216H63ZM75 215H76V214H75ZM223 215H224V213H223ZM227 215H228V214H227ZM79 216H80V215H79ZM245 216H246V214H245ZM18 217H19V216H18ZM70 217H72V216H70ZM80 217H81V216H80ZM220 217H221V216H220ZM242 217H243V216H242ZM239 218H241V217H239ZM245 218H246V217H245ZM1 219H2V216L0 217V224L2 223V220H1ZM16 219H17V217H16ZM241 219H242V218H241ZM126 220H127V219H126ZM129 220H130V219H129ZM174 220H175V219H174ZM176 220H177V219H176ZM215 220H218V219L216 218ZM215 220H214V221H215ZM239 220H240V219H239ZM242 220H243V219H242ZM180 221H181V220H180ZM237 221H238V220H237ZM243 221H246V220H243ZM133 222H134V221H133ZM175 222H176V221H175ZM175 222H173V223H175ZM220 222H221V220H220ZM240 222H241V221H240ZM175 225H176V224H175ZM187 226H188V225H187ZM4 227H5V226H3V227L0 226V236L3 235V234H4L3 232H6V230H7V229H5ZM11 227H12V226L10 225V229H11ZM104 227H105V226H104ZM241 227H242V226H240L239 228H241ZM10 229H9V230H10ZM181 229H182V228H181ZM218 229H220V228H218ZM221 229H222V228H221ZM224 229H225V228H224ZM242 229H244L243 231L246 232L247 230H245V229H248V227H247V228H244V227H243ZM249 229H250V228H249ZM249 229H248L247 232H250ZM11 230H12V229H11ZM11 230H10V231H11ZM214 230H215V229H214ZM252 230H253V229H251V231H252ZM7 231H8V230H7ZM107 231H108V230H107ZM20 232H21V233L19 234V236H18L17 238H19L21 234H29V233H30V228H20ZM103 232H105V231H103ZM211 233H212V232H211ZM229 233H230V232H229ZM243 233H244V232H243ZM256 233H257V232H256ZM6 234H7V233H6ZM6 234L3 235L4 238L6 237ZM209 234H210V233H209ZM240 234H242V233H240ZM257 234H258V233H257ZM180 235H181V234H180ZM247 235H248V234H247ZM7 236H8V235H7ZM21 236H22V235H21ZM210 236H211V237H210L209 239H212V238L215 237V236H213V235H210ZM241 236H243V235H241ZM182 237H183V236H182ZM1 238H2V237H0V239H1ZM4 238H3V240H2V239H1V240L4 241ZM215 238H216V237H215ZM165 239H166V238H165ZM1 240H0V241H1ZM162 240H163V239H162ZM256 240H257V239H256ZM159 242H160V241H159ZM251 242H252V241H251ZM177 244H178V243H177ZM260 244H261V243H260ZM220 245L223 246L222 242H221ZM253 245H254V244H253ZM256 246H257V245H256ZM174 247H175V248H174ZM180 247H181V246H180ZM257 247H259V246H257ZM181 248H182V247H181ZM179 249H180V248H179ZM210 249H211V248H210ZM210 249H208V251H209ZM228 249H229V248H228ZM260 249H261V248H260ZM185 250H186V249H185ZM185 250H184V251H185ZM257 250H258V249H257ZM222 251H223V254H226V253H227V248L225 249V247H222ZM241 251H242V250H241ZM261 251H262V252H261L260 255H261V257H262V256H264V249L261 250ZM156 252H157V251H156ZM186 253H187V252H186ZM257 253H258V252H257ZM191 254H192V253H191ZM255 255H256V254H255ZM186 256H187V255H186ZM155 257H156V256H155ZM259 257H260V256H259ZM224 258H225V257H224ZM224 258H223V259H224ZM263 258H264V257H263ZM225 259H226V258H225ZM223 261H224V260H223ZM209 263H210V262H209ZM211 264H212V262H211Z\"/></svg>",
  "mask_w": 264,
  "mask_h": 264
}]
</instances>
